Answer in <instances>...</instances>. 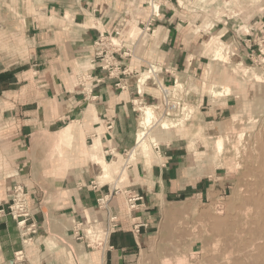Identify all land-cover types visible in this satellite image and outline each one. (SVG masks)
<instances>
[{
  "label": "crops",
  "instance_id": "0c3cea01",
  "mask_svg": "<svg viewBox=\"0 0 264 264\" xmlns=\"http://www.w3.org/2000/svg\"><path fill=\"white\" fill-rule=\"evenodd\" d=\"M146 5L147 0H0V209L8 208L13 186L21 184L36 229L24 236L11 216L0 217V264H161L160 253L175 249L163 239L164 214L182 203L212 200L210 192L222 199L221 174L216 180L200 177L197 166L205 162L175 134H167L170 143L154 147L150 156L137 154L120 175L107 178L102 162L114 168L134 150L138 105L163 107L158 84L171 87L174 78L195 75L212 35L240 59L263 57L264 13L238 28L220 22L208 30L206 22L182 19L171 4L153 17L149 35L143 32L152 18ZM120 24L123 90L102 70L96 45ZM152 64L163 71L141 91L136 78ZM229 110L202 111L203 132L213 124L210 115ZM125 191L144 196L133 213ZM102 194L110 195L107 209L98 207ZM108 214L118 218L104 250L89 246L85 230L74 233L77 223L109 228ZM134 223L142 224L139 232ZM196 248L193 242L189 253L197 254Z\"/></svg>",
  "mask_w": 264,
  "mask_h": 264
},
{
  "label": "rangeland",
  "instance_id": "374dc122",
  "mask_svg": "<svg viewBox=\"0 0 264 264\" xmlns=\"http://www.w3.org/2000/svg\"><path fill=\"white\" fill-rule=\"evenodd\" d=\"M159 3L157 0L156 4ZM171 4L177 6V14L182 19L206 22L205 28L208 30L220 22H228L238 28L244 20L251 21L264 13V0H162L161 9L172 6ZM146 6L153 13L148 3ZM139 33L141 31L137 34ZM122 41L123 36L121 39H113L115 44ZM104 43L108 45L107 42ZM202 54V68L195 75L178 77L179 91L172 93L183 100V110L166 116L161 106L138 105L141 120L144 112L141 109L144 107L154 110L156 115L146 136L148 148L145 156H150L154 147L170 143L171 137L166 136L167 134H175L176 139L187 141L189 149L198 157V162H205L197 166L200 177L209 176L211 180H216L220 177L217 175L221 174L223 183L226 184L220 200L214 199L215 192H210L212 200L197 201L188 205L182 203L173 208L171 215L164 214L161 224L163 239L168 246L175 249L164 250L159 256L161 264H250L252 259L243 254L239 220L247 194L257 193L259 189V156L260 147L264 144V56L240 59L235 51L215 35L204 42ZM148 69L149 67L139 72L136 78L142 82L139 84L141 91V87L146 83L145 78L150 76ZM226 95L232 99L229 104L225 103ZM157 96L159 98V93ZM218 107H229L230 110L219 117L210 115L208 121L213 122V129H209L210 125L204 133L200 114L202 111L213 112ZM162 123H166L167 128H161ZM243 137H246L245 140ZM136 148L137 145L134 149ZM132 151L128 156L120 157L114 168L102 162L107 178L111 173L120 175L127 163L136 158ZM137 154H141L140 150ZM1 166L0 154V172ZM118 186L121 187V184ZM84 230L91 240L105 237L104 228L92 222L85 224ZM193 242L197 243V254L189 253ZM238 252L244 256L238 255Z\"/></svg>",
  "mask_w": 264,
  "mask_h": 264
},
{
  "label": "built area",
  "instance_id": "2783aa9c",
  "mask_svg": "<svg viewBox=\"0 0 264 264\" xmlns=\"http://www.w3.org/2000/svg\"><path fill=\"white\" fill-rule=\"evenodd\" d=\"M157 0H148L147 3L152 7L153 13L152 18L145 24H143V32L145 33H152L153 32V21L154 18L159 17L161 13V1L159 0V4H156ZM154 17V18H153ZM122 24L117 26L114 30V33L108 36L101 35L100 39L97 41L96 45L98 47V58L100 60L102 70L108 75L110 79H117L116 86L123 90L126 87L125 81L120 78V64L118 60V56L120 51L124 48L123 41L119 44H115L113 39H121L123 36V31L121 29ZM107 42L108 45H105ZM126 55H130V52L126 53ZM157 68L159 72H157ZM163 71V68L160 67L159 64L150 65L148 69V73L150 76L146 79L147 80H154L156 79L158 73ZM140 82V79L137 80ZM179 83L178 78H174L173 82V91L170 90L171 87L166 86L165 84H158V88L162 94V106L166 113V116L174 115L178 113L180 110H183V100L179 97H176V94L179 90L177 89V85ZM120 190H116V193H119ZM125 200L127 204V208L129 213H133L134 211L138 210L141 203L144 201V196L138 193L127 192L125 191ZM110 201V195L102 194L98 198V207L100 209H107L108 203ZM9 215L11 216L16 222L17 226L21 229L22 234L24 236L31 235L36 233L35 229V222H34V215L32 209L29 204V193L21 184H15L12 188V193L10 195V204L7 209L3 208L0 209V217ZM116 215L108 214V219L111 222V226L107 229H104L105 237L103 239L94 238L91 240L89 246H93L96 249L104 250L106 240L113 228H115V224L117 222ZM89 224V222H87ZM85 224L84 223H77L75 226V231L79 236H82V230H84ZM142 227L141 223H134L133 230L135 232H139L140 228ZM88 236V234H87Z\"/></svg>",
  "mask_w": 264,
  "mask_h": 264
},
{
  "label": "bare ground",
  "instance_id": "6f19581e",
  "mask_svg": "<svg viewBox=\"0 0 264 264\" xmlns=\"http://www.w3.org/2000/svg\"><path fill=\"white\" fill-rule=\"evenodd\" d=\"M125 52V51H124ZM126 54V53H125ZM124 54V55H125ZM146 77L145 79H147ZM145 80H143L144 83ZM141 82V81H140ZM142 83V82H141ZM234 83V82H233ZM142 85V84H141ZM228 85V84H227ZM229 87V86H227ZM229 89H231L229 87ZM228 91V90H227ZM149 107V106H148ZM141 110H144L143 112V119L140 122L141 129L139 130L137 134V148L133 150V156L135 157L137 155L138 150H140L141 154L144 155V153L147 151V145H146V136L148 134V130L151 127L153 120L155 119L156 115L154 110L150 108H142ZM249 124V123H248ZM161 128L165 129L167 128L166 123L161 124ZM262 129V127H261ZM245 134V133H244ZM243 134V135H244ZM242 137V134H240ZM253 136V135H252ZM248 137V136H247ZM254 137V136H253ZM244 138V137H243ZM246 138V137H245ZM244 138V140H245ZM242 140V138H240ZM252 139V137H251ZM255 139V137L253 138ZM264 139V138H263ZM256 140H254L255 142ZM218 142V141H217ZM260 142V141H259ZM221 140H219L218 145L220 146ZM251 143V141H250ZM257 144V142H255ZM247 144V143H246ZM249 144V143H248ZM252 145V144H251ZM258 145V144H257ZM256 145V146H257ZM262 145V144H261ZM254 145V147H256ZM247 147V146H245ZM252 147V146H251ZM246 149V148H245ZM256 149V148H255ZM249 150V149H247ZM246 150V151H247ZM254 150V149H253ZM245 151V152H246ZM252 152V150H251ZM132 156V157H133ZM131 157V158H132ZM245 157V156H244ZM130 159V158H129ZM257 159V158H256ZM255 160V159H253ZM252 160V161H253ZM259 160L261 162V168L260 172L258 174L259 179L258 184V192L257 193H251L247 194L246 200H245V206L242 210V215L240 218V237H242L243 242V254L245 253L246 257H249L250 260L252 259L250 264H264V144L260 147V156ZM132 161V160H130ZM251 161V162H252ZM256 162V161H255ZM246 163V162H245ZM244 164V162H243ZM227 165V164H226ZM246 167V166H245ZM252 169V168H251ZM249 170V169H248ZM254 172V171H253ZM251 181V180H250ZM255 181V180H254ZM252 182V181H251ZM256 182V181H255ZM246 191V190H245ZM257 191V190H256ZM243 207V206H242ZM240 209V208H239ZM235 210V209H234ZM241 214V213H240ZM232 216V215H231ZM239 217V216H238ZM237 217V218H238ZM235 219V218H234ZM233 219V220H234ZM229 222V221H228ZM237 222V221H236ZM232 225V224H231ZM239 227V226H238ZM211 230V229H210ZM232 230V229H231ZM230 231V230H229ZM229 233V232H228ZM232 235V234H230ZM236 236V235H235ZM239 237V238H240ZM233 239V238H232ZM239 240V239H238ZM237 240V241H238ZM233 241V240H232ZM210 242V241H209ZM241 242V243H242ZM238 245V244H237ZM236 246V244H235ZM241 246V245H240ZM242 247V246H241ZM238 245V249H239ZM229 250V249H228ZM233 250V249H232ZM235 251V250H234ZM239 251V250H238ZM241 251V250H240ZM190 252V251H189ZM227 252V251H226ZM239 253V252H238ZM237 253V254H238ZM235 254V253H234ZM233 255V253H232ZM240 255V253L238 254ZM253 255V256H252ZM244 256V255H240ZM230 257V256H229ZM235 257V256H234ZM193 259V258H192ZM234 259V258H233ZM240 259V258H239ZM242 259V258H241ZM245 259V258H244ZM238 260V259H237ZM191 261V260H190ZM206 261V260H205ZM243 261V259H242ZM238 263V262H237ZM201 264V263H200ZM235 264V263H234ZM240 264V263H238ZM245 264H247L245 262Z\"/></svg>",
  "mask_w": 264,
  "mask_h": 264
}]
</instances>
